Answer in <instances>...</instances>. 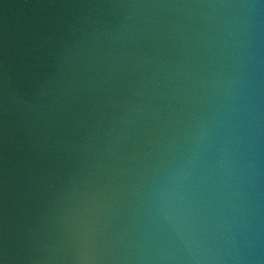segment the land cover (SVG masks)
I'll return each instance as SVG.
<instances>
[{
	"label": "water",
	"instance_id": "1",
	"mask_svg": "<svg viewBox=\"0 0 264 264\" xmlns=\"http://www.w3.org/2000/svg\"><path fill=\"white\" fill-rule=\"evenodd\" d=\"M0 264H264V0H0Z\"/></svg>",
	"mask_w": 264,
	"mask_h": 264
}]
</instances>
